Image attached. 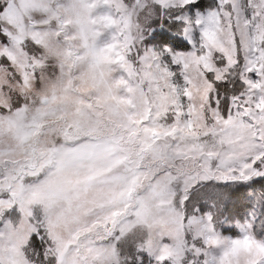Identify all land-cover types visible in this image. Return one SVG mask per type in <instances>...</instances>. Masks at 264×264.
<instances>
[{"label":"snow or ice","instance_id":"snow-or-ice-1","mask_svg":"<svg viewBox=\"0 0 264 264\" xmlns=\"http://www.w3.org/2000/svg\"><path fill=\"white\" fill-rule=\"evenodd\" d=\"M0 71L67 74L27 178L70 217L0 208V264H264V0H0Z\"/></svg>","mask_w":264,"mask_h":264},{"label":"rangeland","instance_id":"rangeland-1","mask_svg":"<svg viewBox=\"0 0 264 264\" xmlns=\"http://www.w3.org/2000/svg\"><path fill=\"white\" fill-rule=\"evenodd\" d=\"M208 3H213V0H208ZM72 19L78 20L83 33L90 35L87 9L81 6ZM77 35H81V32ZM17 71H22V69L18 68ZM7 76L8 78L4 72L0 71V85L8 86L7 91L0 90V105L15 108L18 103H24L19 100V97H26L27 102L10 114L0 115V193L7 196L11 191L13 197L11 200H0V208L10 207L18 200L33 204L44 203L45 211L51 218L53 238L59 240L65 233L70 219L67 204L61 199L50 201L46 195L34 194L28 190L30 181L27 177H31L33 166L39 169L36 158L40 156V148L37 145L33 125L47 123L53 119L51 116L53 108L50 106L45 109V106L38 104L37 100L48 97L54 91L59 92L65 86L68 77L65 73L63 79L31 86L27 82L20 84L17 78L11 76V73ZM79 86H84L83 80L79 82ZM46 111L49 113L47 120L44 119ZM33 149L36 151L33 152ZM12 220L15 221L16 217L13 216Z\"/></svg>","mask_w":264,"mask_h":264}]
</instances>
